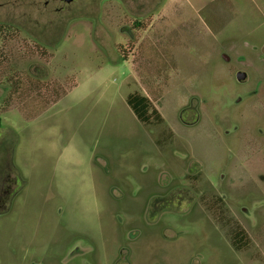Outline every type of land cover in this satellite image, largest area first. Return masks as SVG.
Segmentation results:
<instances>
[{
  "label": "rangeland",
  "instance_id": "obj_1",
  "mask_svg": "<svg viewBox=\"0 0 264 264\" xmlns=\"http://www.w3.org/2000/svg\"><path fill=\"white\" fill-rule=\"evenodd\" d=\"M60 6L0 0V264H264V0Z\"/></svg>",
  "mask_w": 264,
  "mask_h": 264
},
{
  "label": "trees",
  "instance_id": "obj_2",
  "mask_svg": "<svg viewBox=\"0 0 264 264\" xmlns=\"http://www.w3.org/2000/svg\"><path fill=\"white\" fill-rule=\"evenodd\" d=\"M126 103L135 115V117L142 123L147 124L150 120V117L147 116L149 114H157L155 109H153L150 105V102L146 97H140L137 95H130L126 98ZM157 116V115H156ZM1 126V120H0Z\"/></svg>",
  "mask_w": 264,
  "mask_h": 264
},
{
  "label": "flooded vegetation",
  "instance_id": "obj_3",
  "mask_svg": "<svg viewBox=\"0 0 264 264\" xmlns=\"http://www.w3.org/2000/svg\"><path fill=\"white\" fill-rule=\"evenodd\" d=\"M50 2H54V3H58L59 5H61L60 7L63 9L64 6L74 2L75 0H71V1H67V0H49ZM58 9V8H57ZM191 103L190 105L185 108V109H182L178 114H177V120L179 121V123L185 127H190L192 125H194L195 121H187L186 120V115L189 113V112H192V110L194 111V109H191ZM173 207V206H171ZM178 207V206H176ZM170 207H167V208H164V210L162 212L159 213V217L161 215V213H165L167 210H169Z\"/></svg>",
  "mask_w": 264,
  "mask_h": 264
},
{
  "label": "water",
  "instance_id": "obj_4",
  "mask_svg": "<svg viewBox=\"0 0 264 264\" xmlns=\"http://www.w3.org/2000/svg\"><path fill=\"white\" fill-rule=\"evenodd\" d=\"M67 1H71V0H67ZM221 58L225 61L228 62L229 61V57L225 54L222 53L221 54ZM235 80L238 83H243L246 80L247 74L244 71H236L234 74Z\"/></svg>",
  "mask_w": 264,
  "mask_h": 264
}]
</instances>
